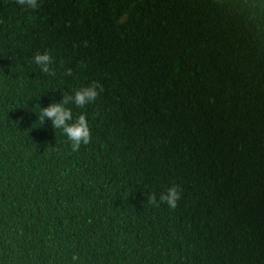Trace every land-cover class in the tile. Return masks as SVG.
<instances>
[{
	"label": "trees",
	"instance_id": "1",
	"mask_svg": "<svg viewBox=\"0 0 264 264\" xmlns=\"http://www.w3.org/2000/svg\"><path fill=\"white\" fill-rule=\"evenodd\" d=\"M0 264H264V0H0Z\"/></svg>",
	"mask_w": 264,
	"mask_h": 264
},
{
	"label": "clouds",
	"instance_id": "2",
	"mask_svg": "<svg viewBox=\"0 0 264 264\" xmlns=\"http://www.w3.org/2000/svg\"><path fill=\"white\" fill-rule=\"evenodd\" d=\"M20 6H24L33 10L41 7L42 0H16ZM34 63L40 67L42 73L55 75V70L51 67L53 57L50 51L44 53H36L34 56ZM66 75H72V69L69 68ZM103 90V86L97 81H93L90 85L75 90L73 95H63L60 102H52L49 106L42 108L39 115V121L43 124L46 119L51 120L54 129H61L71 142L72 151H78L81 145H87L91 142L92 134L84 114H81L74 122L72 110L66 105L74 103L77 107L83 108L85 105L92 103L99 95V91ZM182 198V189L179 185L173 184L168 187L165 193L159 197L160 202L166 203L170 209L178 207V202ZM149 204L159 207L155 194L148 197ZM73 261L79 259L77 255H73Z\"/></svg>",
	"mask_w": 264,
	"mask_h": 264
}]
</instances>
